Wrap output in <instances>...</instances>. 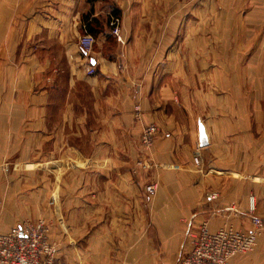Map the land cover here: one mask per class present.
Listing matches in <instances>:
<instances>
[{
  "label": "crops",
  "instance_id": "crops-1",
  "mask_svg": "<svg viewBox=\"0 0 264 264\" xmlns=\"http://www.w3.org/2000/svg\"><path fill=\"white\" fill-rule=\"evenodd\" d=\"M99 1L0 0V234L41 217L51 223L57 264H178L203 222L212 232L225 225L253 230L250 196L256 216L264 218V97L249 102L245 119L234 89L232 101L211 104L215 113L206 121L202 106L180 98L174 85L170 63L183 22L175 1H164L165 7L159 1L153 14L160 16L141 22L152 27L149 43L130 21L148 7ZM235 4L241 13L248 5L255 30H264V0ZM112 15H120L125 40L114 49ZM83 26L93 30L98 50L82 63L86 56L68 31ZM159 30L166 33L157 39ZM53 42L64 63L48 56ZM140 45L147 55L138 53ZM89 65L96 75L86 74ZM256 92L264 94L262 82ZM200 121L206 147L199 144ZM150 125L159 130L148 153L151 176L136 165L143 159L139 138ZM146 183L157 188L148 198ZM213 192L219 198L209 203ZM232 264H264V240Z\"/></svg>",
  "mask_w": 264,
  "mask_h": 264
},
{
  "label": "rangeland",
  "instance_id": "rangeland-1",
  "mask_svg": "<svg viewBox=\"0 0 264 264\" xmlns=\"http://www.w3.org/2000/svg\"><path fill=\"white\" fill-rule=\"evenodd\" d=\"M99 1V0H98ZM162 1L161 7H165L163 2L166 0H136L134 2L135 8L138 7H148L147 12L144 13L143 9L139 8V12H134L130 15V21L134 23L136 26L135 31L139 34V32L146 33V37L144 40L149 43L153 41L152 37V27L150 28L148 25L144 26L143 19L159 17L153 14L154 8L158 5L157 3ZM175 1V9L177 10V20L183 21L180 26L176 30L177 36V47L176 55L174 56L175 60L170 63L172 64V68L176 71L177 77L174 79V85L177 87L178 96L180 98L188 97L189 100L193 101L197 105V107L202 106V110L200 112L204 116L207 121V117H210L215 113V110H211V104H215L217 102L224 101H232L233 99V91L235 89L236 94L239 95L240 102L242 103V115H245L244 118L247 119L251 110L249 107L250 101H255L258 97L263 98L264 94L261 96L256 92V86H261L264 84V77H254V73L261 72L264 73V60L260 59L262 56L264 49V30L259 29L255 30V24L249 19L250 14L248 12V5H245L244 10L246 13L242 12L241 9H233L236 2L239 0H174ZM106 4L105 2H110L109 0H101L98 2ZM186 4V5H184ZM103 5V4H102ZM101 6V5H100ZM192 9L189 13V9ZM116 9V8H115ZM188 11V12H187ZM186 14V17L184 15ZM186 19V21L183 19ZM119 19L118 26L120 30H122V21L120 15L115 16L112 15L109 21V27L112 34L111 22L113 19ZM139 24L141 28L138 26ZM87 28L84 26L81 29H70L68 31V35H74L76 41L79 45V41L81 37L84 35V32ZM88 31V30H87ZM122 32V31H121ZM172 32V31H171ZM166 31H156L154 34L157 35V39L159 34L163 37ZM18 37H22L24 34L23 31H18ZM115 37V36H114ZM18 38V41L19 39ZM203 39V44H201V40ZM150 39V40H149ZM116 43L111 44V48H115L116 44H123L118 42L115 37ZM124 40V39H123ZM125 43V40H124ZM222 44V45H221ZM140 51L138 53L143 54L148 48H142V45L139 46ZM22 48V47H20ZM34 50L41 49L33 45ZM158 52H162L163 47H156ZM113 49L111 51L113 52ZM96 50H98L97 42L94 38L93 51L89 55L91 56ZM146 55L148 52H145ZM62 54L61 47L53 42L52 45L49 46V54L51 58H57V61L63 62V59L60 58ZM86 56V55H85ZM87 57L81 58V62L87 60ZM64 63V62H63ZM56 67L53 68L55 71L59 69V63ZM143 66H147V68L152 69V62L142 64ZM81 68L84 69L85 66L81 64ZM86 74L88 75V67L85 69ZM96 75V74H95ZM89 76V75H88ZM94 76V75H93ZM90 77V76H89ZM88 86L87 83H84L83 86ZM240 87V90H236V88ZM235 94V96H237ZM215 107V106H212ZM135 116L137 118V114L135 112ZM157 127V126H156ZM115 132L117 131L116 127H113ZM145 128V127H144ZM144 130V129H143ZM143 133V131H142ZM141 133V136H142ZM159 134V130H158ZM157 134V136H158ZM141 136L139 138V153L143 155V159L141 158L139 162H137V167L143 169H149L150 172V164L152 163L149 158L150 151L145 152L141 146ZM156 136V137H157ZM155 137V139H156ZM155 142V140H154ZM81 144V143H80ZM84 143H82L83 145ZM73 146H80L78 142H73ZM146 154V156L144 155ZM199 156L198 151H196V156ZM194 158V162H195ZM200 159V157H199ZM196 163V162H195ZM197 165L199 163H196ZM39 176V175H38ZM155 183H146L145 185V194L146 198L149 195L146 192V187L148 185H152ZM40 192V191H39ZM155 194V193H154ZM153 194V195H154ZM210 194V193H209ZM254 196H250L249 199ZM49 207L52 212L54 211L53 198L48 197ZM255 198V197H254ZM248 199V205H249ZM257 205V204H256ZM46 208V207H45ZM34 213L36 210H33ZM148 208L146 206V212ZM51 214V213H50ZM249 216H256V209L253 215L247 212ZM261 218V217H258ZM264 220V218H261ZM44 222L49 229L50 234V225L46 219L41 217H32L27 218L23 222ZM20 223V224H21ZM264 240V235L259 239L258 246L255 251L261 244V241ZM54 245V244H53ZM254 251V252H255ZM253 252V253H254ZM252 254V253H250ZM246 254V255H250ZM245 255V256H246ZM244 256V255H239Z\"/></svg>",
  "mask_w": 264,
  "mask_h": 264
},
{
  "label": "built area",
  "instance_id": "built-area-1",
  "mask_svg": "<svg viewBox=\"0 0 264 264\" xmlns=\"http://www.w3.org/2000/svg\"><path fill=\"white\" fill-rule=\"evenodd\" d=\"M119 19L111 22L112 35L118 42L124 43ZM94 37L87 30L79 41L82 53L89 56L93 51ZM97 73L96 68L88 66V75ZM137 118H140V108L136 107ZM158 128L155 125L146 126L141 136V146L145 152L154 145ZM199 163V156L195 158ZM154 184L146 187V192L153 195L156 192ZM218 193L207 194L209 203L217 201ZM256 209L254 197L249 199L248 211L251 215ZM253 230L238 231L232 225H225L212 232L208 222L200 225L199 231L192 236V249L178 264H232V260L239 255L253 253L258 246L259 239L264 235V220L253 217ZM0 264H57L56 247L50 241L48 226L42 222H24L17 225L10 232L0 234Z\"/></svg>",
  "mask_w": 264,
  "mask_h": 264
},
{
  "label": "water",
  "instance_id": "water-1",
  "mask_svg": "<svg viewBox=\"0 0 264 264\" xmlns=\"http://www.w3.org/2000/svg\"><path fill=\"white\" fill-rule=\"evenodd\" d=\"M199 144L200 147H206L208 145V136L206 132V128L202 121L199 123Z\"/></svg>",
  "mask_w": 264,
  "mask_h": 264
},
{
  "label": "trees",
  "instance_id": "trees-1",
  "mask_svg": "<svg viewBox=\"0 0 264 264\" xmlns=\"http://www.w3.org/2000/svg\"><path fill=\"white\" fill-rule=\"evenodd\" d=\"M115 16H118V15H115ZM89 26H90V25L88 24V27H89ZM88 32H89V33H93V30L89 29Z\"/></svg>",
  "mask_w": 264,
  "mask_h": 264
}]
</instances>
